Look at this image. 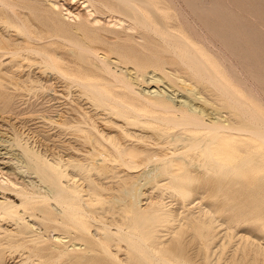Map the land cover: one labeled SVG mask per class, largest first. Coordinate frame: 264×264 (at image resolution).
<instances>
[{
	"label": "bare ground",
	"instance_id": "1",
	"mask_svg": "<svg viewBox=\"0 0 264 264\" xmlns=\"http://www.w3.org/2000/svg\"><path fill=\"white\" fill-rule=\"evenodd\" d=\"M43 1L0 0V23L5 24L0 30V89L11 85L30 92L34 71L46 76L40 88L59 100L56 121L63 153L43 162L1 130L0 188L17 195L22 208L3 196L0 214L20 219V212L28 213V226L39 230L31 211L50 200L62 215L57 222L83 229L79 218L87 210L80 205L87 207L91 196L82 195L74 179L86 177L82 160L118 162L121 172L138 177L126 190L129 201H118L128 223L127 229L116 230L133 253L131 262L181 264L192 254L182 244L173 242L172 249L166 245L172 240H162L173 215L154 200L155 191L170 184L183 195L196 181L203 182L199 190L213 196L227 173L250 177L264 172V80L249 69L250 55L233 28L244 22L223 11L220 0ZM166 51L177 56L189 76L164 61ZM14 93L0 104L2 111L15 110L12 100L20 94ZM82 138L89 150L76 147ZM66 166L75 167L67 184ZM140 166L146 168L140 172ZM159 176L164 179L156 181ZM28 177L37 179L40 189ZM147 184L153 186L143 190ZM151 206H156L154 213L140 214ZM210 211L206 206L205 218L194 224L188 218V226L200 235L209 233ZM66 237L54 238L64 242Z\"/></svg>",
	"mask_w": 264,
	"mask_h": 264
},
{
	"label": "rangeland",
	"instance_id": "2",
	"mask_svg": "<svg viewBox=\"0 0 264 264\" xmlns=\"http://www.w3.org/2000/svg\"><path fill=\"white\" fill-rule=\"evenodd\" d=\"M220 3L223 11L234 12L244 22L233 28L238 34L241 49L246 55H250L249 69L264 80V0H220ZM1 10L0 7V12ZM222 23L229 22L222 20ZM4 28L5 24L0 23V30ZM166 52L161 54L164 61L189 76V70L181 61L179 62L177 56ZM211 52L216 53L214 49H211ZM221 57L216 58L220 64H225V59ZM41 74L36 73V70L32 74L36 82L32 83L33 91L29 92L28 88L23 86L22 89L19 86L20 88H16L15 91L11 85L0 89V104L6 98L12 97L14 92L16 95L20 94L12 100L16 105L15 110L4 112L0 109V132L7 130L16 136L18 143L29 154L47 163L52 162L53 158L60 157L63 152L59 144L60 127L56 121L59 120L57 112L59 100L42 92L40 85L45 82L46 76ZM30 85L29 83V87ZM166 92L173 95L171 91ZM75 145L79 149H90L88 141L84 138L78 140ZM255 158L252 156L250 160L255 162ZM116 163L118 162L106 165L102 162L82 160L86 168L84 174L86 179L80 176L74 179L77 180L76 185L81 194L91 196L87 207L80 205V208L86 209L88 213H83L79 218L83 229L69 221L64 224L57 222L62 215L55 210L50 200L45 201V207L36 205L42 209L36 207L31 211L39 230L28 226L30 223L27 222L30 218L28 213L20 212V219L0 214V264H133L130 258L133 253L122 239L121 232L116 230V226L127 229L128 219L122 218L119 213L118 201H129L126 190L130 188L132 181L138 180V177L129 178L118 169ZM241 163L237 161V165ZM15 166L17 165H12L16 168ZM144 168L146 166H140L137 170L142 172L141 169ZM150 168L147 167V170ZM63 169L64 183L67 184L66 180L72 178L75 167L66 166ZM159 177L156 181H161L164 176ZM28 180L40 189L37 179ZM201 185L203 182L195 181L192 190L188 188L187 192L181 195L169 184L163 190L155 191L156 194L153 196L155 201L163 204L165 212L173 215L170 223L164 228L166 231L162 232L164 235L162 240H172L171 244H166L172 249H175L173 242L182 244L186 251L192 254L190 259H184V263L181 264H264V172H256L250 177H247L245 172L227 173L218 181L217 188L215 186L211 191L213 196L206 189L199 190L198 187ZM89 186L93 188L92 191L89 190ZM151 186L153 184H147L143 190H148ZM12 193L11 190L0 188V198L8 195L7 197L21 209V199ZM145 201L142 197L141 204ZM199 201L203 205H195ZM206 206L211 210L210 215L213 214L214 220L211 221L210 227H207L209 233L200 235L195 232V228L188 226L190 220L187 219L192 218V224L197 220H203ZM155 207H146L140 214L151 215L155 212ZM48 216L56 217L53 218L56 221H48L46 218ZM55 232L56 235L65 234L67 236L65 241L56 240ZM120 237L122 241L119 240ZM79 243L82 248L79 247Z\"/></svg>",
	"mask_w": 264,
	"mask_h": 264
}]
</instances>
